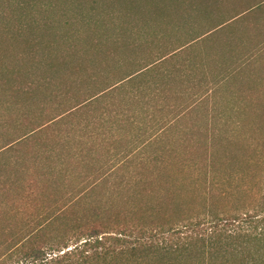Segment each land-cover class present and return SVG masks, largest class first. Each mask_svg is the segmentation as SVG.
I'll list each match as a JSON object with an SVG mask.
<instances>
[{
	"label": "trees",
	"instance_id": "16d2710c",
	"mask_svg": "<svg viewBox=\"0 0 264 264\" xmlns=\"http://www.w3.org/2000/svg\"><path fill=\"white\" fill-rule=\"evenodd\" d=\"M70 1L80 7L79 9L85 5V0ZM215 1L218 4L222 3V6L226 2L231 3V6L235 4L239 11L228 21L216 24L215 29L222 28L220 30H223L231 22L240 20L222 34L230 35L234 39L235 37L242 38L244 35H254L258 41H264V0ZM182 2V7H172L170 11L165 7L155 8L152 11L162 17L169 13V16L173 15L172 19L182 18L179 16L181 12L194 10L193 6L185 4L188 0H182ZM201 2L207 5L210 0H201ZM95 3L99 4L98 0H95ZM107 6L110 8V5ZM95 9L97 10V7ZM5 16V14L0 15L1 18ZM245 17H249V21L244 24ZM1 21L3 25H0V35L6 32L5 20ZM23 28L19 33L12 34L11 40L15 39L20 44L29 46V42L32 44L36 42L39 46L38 41L41 35H38L37 30ZM128 29H123L124 34ZM97 34L93 35L97 37L96 40H90L94 56L93 63L98 64L99 58L106 54V58L114 59L115 64L111 65L103 56L101 71H93L89 74L87 87L84 72L89 70V68L86 69L87 59L85 57L89 50L82 45L81 34L74 36L73 33L65 34L62 38L75 37L74 48L77 49V54L73 56L75 59L66 56L53 57L51 58L52 63L46 67V72L41 78L35 77L29 81L27 79L25 85L19 87L3 84L7 85L2 91L3 94L8 95V101L4 102L0 99V232L5 233L8 228L12 230L16 227H27L29 233L24 234L22 230L21 233L15 234L17 238L14 235H8L5 242L7 247L0 253V258L9 256V260L14 258L18 260L9 261L10 263L7 264L32 263L44 260L48 251L62 252L73 246L63 255L81 254L86 263L198 264L195 242H190L188 245H180V243L159 245L152 237L148 240L142 237L134 243L128 240H130L129 236L140 229L157 233L174 229L177 226L187 228L194 224V219H191L193 215L186 217L180 214L186 207L189 209V204L196 201L198 197L195 196V192L197 190L192 183H179L177 176L184 174L198 162L205 165L201 167L203 171H206L205 176L210 174V170L212 174L218 172L219 163L225 161L223 156L229 151H220L219 141L212 134L199 136L203 137V140L199 141L202 148L198 151L181 152L186 155V158L178 157L179 153L176 149H164L161 152L157 160L164 161L167 156L171 159L170 165L158 168L156 175L158 180L165 181L162 185L167 195L161 200H154L151 206L149 203L147 209L150 211H145V204L138 200L132 202L130 210H120L112 204L105 210L95 209L90 215L74 217L72 203H70L72 200L69 197L80 196V192L89 189L88 186H83L86 184L75 186L67 181L78 176L83 179V183L91 181L98 185L97 183L104 178L117 172L116 168L104 169L94 163L105 158L102 153L109 154L108 160H114L119 154L115 152V148L117 150L120 142L124 143L127 148L128 146L132 148L129 151L126 149L128 153L123 157L126 160L138 151L137 149L154 147L158 142L163 145L164 138L159 139L158 133L131 139L127 137L126 143L120 138L123 130L129 129L126 128V124L130 126V129H135L138 114L133 111L135 108L133 98L140 100L141 96H143L142 100L146 98L149 90L148 69L185 46H177L170 52L159 53L151 60L143 59L137 67L133 63V66L127 63L126 67L119 69L117 66L120 63L121 41L117 38V34L113 31L107 34ZM3 43L4 38L0 36V50ZM124 44L125 51L131 49L128 42L125 41ZM229 47L231 51H234L232 46ZM234 47L240 50H250L242 44ZM1 57L0 51V62ZM59 68H69L71 74L66 76L65 73L64 77L59 72ZM90 68L93 69V67ZM5 73V67L0 64V74ZM69 81L79 82L84 86L81 88L83 90L74 93L66 89ZM57 84L62 85L61 88L51 93L52 86ZM150 88H153L151 84ZM39 95L43 98L53 95L54 101L58 102L56 103L58 107L49 109L43 105L42 108H34ZM21 96H24L25 100L20 101ZM123 122L125 125L122 124ZM173 124L166 123V129L171 128ZM186 140L189 144H195L193 139ZM250 152L243 153L245 161L250 164L249 168L264 162V141ZM235 158L232 156L231 160L234 161ZM88 167L90 172H84ZM233 182L231 181L230 185ZM148 191L150 193V189ZM204 194L207 196H204L203 207L209 210L215 206L214 195L209 196V189ZM29 212L32 214L29 215ZM31 227H33L32 231H30ZM114 234L116 236H112ZM106 237H113L116 242L114 247L105 246L103 240ZM231 238V236L225 238L220 244L221 240H216L218 247H215L214 241L210 239L207 253L205 252L204 264H211V258L219 254L222 261H228L226 256L231 255L234 259L239 257L241 261L250 260L249 264H259L256 256L259 254L258 247L261 239L251 238L248 241L249 248L246 249L241 245V237H238L237 241ZM70 242H74L73 245H70ZM212 249L214 252H211Z\"/></svg>",
	"mask_w": 264,
	"mask_h": 264
},
{
	"label": "rangeland",
	"instance_id": "374dc122",
	"mask_svg": "<svg viewBox=\"0 0 264 264\" xmlns=\"http://www.w3.org/2000/svg\"><path fill=\"white\" fill-rule=\"evenodd\" d=\"M71 2L73 1L0 0V15H6L5 18L0 17V25H3L1 21L3 19L6 26V32L0 35L4 38V43L0 50L2 53L0 64L5 67L6 71L5 74H0V96L2 97L0 99L2 101H8V95L3 94L2 91L4 86L7 85L3 84L7 83L8 85L19 87L23 84L25 85L27 79L29 81V79L35 77L41 78L46 72V67L52 63L51 58L53 57L66 56L70 59H75L73 57L77 54V49L74 48L75 37L67 38L70 40H67L66 36L62 38L68 33H73L74 36L75 34H81L82 45L86 50H89L85 55L87 59L86 69L89 68V70L84 72V77L86 76L87 79V87L89 85V74L93 73V71H101L103 56L111 65L114 66L115 64V60L112 58L107 59L106 54L99 58L98 64L93 63L94 56L90 40L97 39L95 37L96 33L101 35L108 32L112 33L113 31V33L117 34V38L121 41L120 63L117 67L123 69L127 66V63L130 65L133 63L137 67L138 64L143 62V59L151 60L157 54L170 52L177 46L185 45L183 48L189 46L188 49L191 50L201 41L203 43L207 41V39L204 40L207 36L222 34L226 29L229 30L231 25L240 22V20L231 22L223 30H220L222 28L215 29L216 24L228 21L239 13L235 4L231 6V3L227 4L226 2L222 6V3L218 4L215 0H210L207 5L202 3L201 0H188L185 4H190L194 10L183 11L179 14L182 18L174 19L171 18L173 15L169 16V13L168 15L166 13L165 17L158 16L153 13L152 9L165 7L170 11L172 7H182V0H98L99 4L97 5L95 0H85V5L81 7L82 9H79L80 7ZM107 5H110V8ZM95 7H97V10ZM7 14L9 15L8 17ZM248 19L249 17H245L243 19L244 23H247ZM23 27L37 30L38 35H41L38 41L39 46H37L36 42H33L34 46L28 41L29 46L27 44L22 45L15 39L11 40L12 34L19 33V31L24 29ZM124 28H129L130 30L128 29L124 34ZM47 30L48 32L46 33ZM122 41L128 42L131 49L125 51L126 46ZM196 42L198 43L195 45ZM190 56L193 57L194 54L192 53ZM260 62L264 63V60ZM174 66L173 79L177 80L178 78L181 81L179 74L182 73L183 68L178 67L176 64ZM90 67H93V69ZM253 67L251 64V68ZM59 69L60 71H58L64 77L65 73L66 76L71 74V69L69 68ZM251 74L253 75V72ZM259 77L260 83L252 84V86L259 85V88L241 90L234 87L230 88L233 85H228V90H221L217 93L220 98H206L199 102L198 108H194L169 129L158 130L156 128L151 131L154 129V125L156 127H165L166 125H157L151 122L145 123L138 119L139 116L136 118V126L133 130L130 129L128 124L125 125L123 122L122 124L129 128L128 130H123V135L120 138L125 143L127 137L131 139L142 136L144 132L140 131L139 127H149L150 129L145 131L149 135L158 133L160 135L159 139L164 138L162 141L163 145L158 142L154 147L137 149L138 151L126 160L123 159L124 155L128 153L126 149L129 151L132 148L128 145L127 148L124 143L120 142L117 150L115 148V152L119 154L114 160H108L109 154L102 153L105 158L94 163V165L101 166V168L104 167V169L116 168L117 172L115 171L111 176L104 178L97 183L98 185L91 183V181L83 183V179L78 178V176L74 177L73 180L67 181L75 186L86 184L83 186H88L89 189L80 192V196L74 197L72 195L69 197L72 200L70 203H72L71 207L73 208L74 217L90 215L95 209L98 211L105 210L112 204L120 210H130V206L133 205L132 202H137L138 200L145 204L144 210L147 211L149 203L151 206L154 200H161L162 197L167 195L164 185H162L165 181L158 180L156 175L158 168L170 165L171 159L170 156H167L164 161H159L157 157L161 155L164 149H176L179 153L178 157L186 158V155L181 152L201 149L202 145L199 144V141L203 140V137L199 136L208 133L219 141L220 145L218 148H220V151H229L223 156L225 161L219 163L218 172L212 174L210 170V174L205 176L206 171L201 169L205 165L198 162L196 166H192L193 168L188 167L189 169L184 174L177 176L179 183H192L197 190L195 192V196L198 197L196 201L189 204V209L186 207L180 214L186 217L193 215L191 219H194V224L187 228L177 226L174 229L157 233H150L145 229H140L135 231L132 236H129L130 240L128 241L134 243L138 242L142 237L146 240L152 237L159 245H173L176 243L188 245L190 242H195L198 251V264H204V261H206L205 252L207 253V245L211 242L210 239L214 241L215 247H218L216 240L220 239V244L229 236L235 241H237L238 237H241V245L248 249V241L257 237L261 239L258 247L261 252L259 250V254H256V260L264 261V162L256 167L249 168L248 165L250 164L245 161L243 156V153L250 152L251 149L256 148L259 143L264 141V74H260ZM182 83L184 82L182 81ZM61 86L59 84L53 85L51 93L61 88ZM66 86V89L74 93H78L84 87L77 81H69ZM214 93L216 94L215 91ZM37 98L39 100H37L34 108H42L43 105H46L49 109L58 107L56 105L58 102L54 101L53 95H49L46 98L39 95ZM142 99L143 96H141ZM23 100H25V97L21 96L20 101ZM124 100L123 97V102ZM141 100L133 98L135 107L133 111L138 115H140V109H142ZM185 101L181 97L176 101V104H184ZM187 102L190 103L191 101ZM156 111L159 112L158 109ZM158 114H160L159 118H161V113ZM168 116L166 114L165 118H168ZM154 118H156V115ZM162 118H164V115H162ZM186 139L195 140V144L187 143ZM232 156L238 159L235 158L236 160L232 161ZM84 172L89 173L90 168H85ZM231 181H234L232 185H230ZM148 189H150V193ZM208 189L209 196L214 195L213 203L215 206L205 210L203 207L204 196L206 197L207 194H204V192L206 191L207 193ZM28 214L32 213L29 212ZM22 230L24 234L29 233L27 227H16L15 229L12 228V230L8 228L5 233L0 232V253L5 251L7 247V244H5L8 239L7 236H15V234L21 233ZM32 230L33 227H31L30 231ZM34 230H36L35 227ZM103 241L105 246L109 248L114 247L116 244L113 237H106ZM73 243L70 242V245H73ZM253 244L255 245L256 243ZM72 248L73 246L68 250ZM66 251H48L44 260L16 264H95L86 263L84 256L81 254L63 255ZM211 252H214V250L212 249ZM214 257L211 258V264H249L250 261H241L239 257L234 259L231 255L226 256L228 261H222L220 254ZM9 261L18 260L15 258L9 260V256L0 258V264H7ZM110 263L119 264L116 262Z\"/></svg>",
	"mask_w": 264,
	"mask_h": 264
},
{
	"label": "crops",
	"instance_id": "0c3cea01",
	"mask_svg": "<svg viewBox=\"0 0 264 264\" xmlns=\"http://www.w3.org/2000/svg\"><path fill=\"white\" fill-rule=\"evenodd\" d=\"M206 39L204 43L196 42L197 45L191 50L188 49L189 46L178 50L148 69L149 90L146 96L148 98L140 101L142 109L138 119L157 125L177 123L194 108H198L199 102L206 98H220L217 93L228 90V85H233L230 88L241 90L259 88V85L252 86V84H259V76L264 74L262 70L264 63L260 62L264 60V41H258L254 35H244L242 38L234 39L230 35L219 34L209 35L204 40ZM237 44L245 45L250 50L236 49L234 46ZM229 46H232L234 51H231ZM192 53L193 57L190 56ZM175 64L183 68L182 73L179 74L181 81L178 78L173 79ZM150 84L153 86L152 89ZM181 97L186 100L185 103L176 104ZM157 109L159 112L156 111ZM158 113H161V118ZM166 114L169 115L168 118H165ZM166 127L154 125L151 131ZM139 128L144 132L142 136H149L145 131L150 129L149 127ZM257 262L264 264V261Z\"/></svg>",
	"mask_w": 264,
	"mask_h": 264
}]
</instances>
